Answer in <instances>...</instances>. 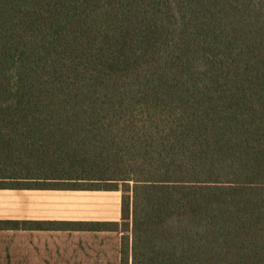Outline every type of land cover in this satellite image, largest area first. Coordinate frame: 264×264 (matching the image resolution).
Wrapping results in <instances>:
<instances>
[{"label": "trees", "instance_id": "trees-1", "mask_svg": "<svg viewBox=\"0 0 264 264\" xmlns=\"http://www.w3.org/2000/svg\"><path fill=\"white\" fill-rule=\"evenodd\" d=\"M0 189L120 192L69 224L120 264H264V0H0Z\"/></svg>", "mask_w": 264, "mask_h": 264}, {"label": "crops", "instance_id": "crops-1", "mask_svg": "<svg viewBox=\"0 0 264 264\" xmlns=\"http://www.w3.org/2000/svg\"><path fill=\"white\" fill-rule=\"evenodd\" d=\"M56 223L11 229L0 224V264H120L119 232L69 224L120 222V192L0 189V223Z\"/></svg>", "mask_w": 264, "mask_h": 264}]
</instances>
